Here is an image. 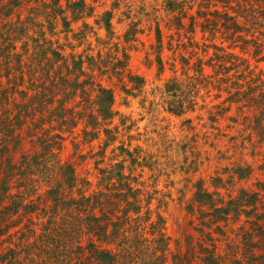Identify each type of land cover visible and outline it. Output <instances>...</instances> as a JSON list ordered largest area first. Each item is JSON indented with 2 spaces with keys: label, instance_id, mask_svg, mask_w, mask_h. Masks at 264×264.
<instances>
[{
  "label": "rangeland",
  "instance_id": "obj_1",
  "mask_svg": "<svg viewBox=\"0 0 264 264\" xmlns=\"http://www.w3.org/2000/svg\"><path fill=\"white\" fill-rule=\"evenodd\" d=\"M231 1L0 0V69L24 74L8 93L13 113L60 84L19 129L42 164L6 179L13 209L0 214L1 228L10 222L0 253L13 254L0 264H96L78 251L89 241L122 256L113 264L264 261V133L253 127L264 86L251 82L264 75V20L254 28L239 18L236 29ZM176 82L191 90L179 114ZM100 86L113 93L108 119L95 103ZM199 191L217 206L255 193L254 213L218 218ZM129 245L149 251L130 257Z\"/></svg>",
  "mask_w": 264,
  "mask_h": 264
},
{
  "label": "trees",
  "instance_id": "obj_2",
  "mask_svg": "<svg viewBox=\"0 0 264 264\" xmlns=\"http://www.w3.org/2000/svg\"><path fill=\"white\" fill-rule=\"evenodd\" d=\"M231 3H233L232 6V12L234 11L235 15H230L229 20L233 21L232 26H234L236 29H241L244 26L240 24V21H238L239 18H244L248 25L254 26V28H257L258 26H261L262 20H264V0H232ZM262 16V18H260ZM221 17H227L228 12L222 13L220 15ZM211 24V23H210ZM264 25V23H263ZM208 27V24L206 25ZM262 60H264V55L261 57ZM161 60L158 59V63H160ZM4 71V72H1ZM34 73H31V75ZM67 74H64L61 76V80L65 84H67ZM20 77L21 79L24 78V74H20L19 76H16L14 72H11V68L8 66V62H6V66L4 69H0V214L4 213L7 210L13 209V205L10 204L9 206L7 204H4L6 199L5 196L2 195V193L6 192L8 189V185H6L7 182H11L12 177H16V175L21 174H27L28 171H25L27 168L30 167V165L34 164H42V160L40 158V154L36 155H30L29 153L24 152V142H25V136H23L19 129L21 126H23L27 121L33 120L35 115L44 108L45 106H41L44 104H47L51 106V103L54 102L57 95H59L60 90L58 88L59 82H57V87L53 86L51 91L48 94L44 93L42 95V99H37L38 102H26L22 104L21 111H18L16 113H13L12 107L9 106L10 102H13V99H11L10 93L11 91L15 90L18 86L16 83V78ZM2 79H5L6 81L3 82ZM14 79V80H13ZM196 79H201L204 81L205 79L209 81V77L205 75H198ZM13 80L14 83L6 85V82L9 83ZM251 82L256 87H263L264 86V75H256L252 76ZM60 85V84H59ZM75 85H77L75 83ZM169 85V84H168ZM45 86V85H44ZM43 86V88H44ZM174 89L173 95L176 97L177 102V109L173 108V112L175 113H182L183 108L187 105L186 108H188L187 103L185 104L186 100V94L188 92H191L189 90L188 92L184 91L178 82L172 83L168 86V90ZM45 90V89H44ZM23 91V90H22ZM27 92V91H23ZM70 93V91H68ZM5 95V98L3 97ZM7 97V98H6ZM37 97V95L35 96ZM185 99V100H184ZM113 93L110 89L98 87V94L95 98V103L98 107V113L102 116V119H108L112 117V105H113ZM193 102V101H192ZM191 102V104H192ZM62 104V103H60ZM46 105V107H47ZM62 109H65V106H61ZM96 115H91L90 119H92L93 125H97L96 122ZM255 124L253 127L255 129H258L261 131V133H264V118H259L258 116L255 117ZM42 136H39L38 140ZM44 143L43 148L47 151L46 158L49 160L54 159L55 154L53 152V142L51 140H43ZM20 153L19 157L17 154ZM45 153V152H44ZM18 157L17 160H15ZM44 162H47L45 159H43ZM20 167V170L18 169L21 164H23ZM19 164V165H18ZM62 167V164L60 165ZM60 167V168H61ZM72 167L68 166L66 171V174H70ZM48 171V170H47ZM24 173V174H23ZM48 175V174H47ZM9 178L8 180H6ZM75 179V176L73 174L69 175V180L72 181ZM102 194V198H98L100 208L106 207L108 204L106 202V198L103 197L105 194L103 191L98 192L97 194ZM97 194H95L97 196ZM248 195L249 196V202H246V200L241 199L242 196ZM240 199L230 200L225 206H217L216 200L212 197V194L209 192H198V199L201 202H204L208 204L213 210L212 214L215 215L218 218H226L227 215H230L231 212L239 213L240 211H245L246 215H249L251 213H254L255 210V202L257 201V194H248L247 192H242V194L239 197ZM90 199V198H88ZM246 203H249L251 205L250 211L244 210L248 205ZM232 204V207L230 206ZM16 206H14V209ZM243 209V210H241ZM90 219H92V225L88 224V227L90 231L94 230V224L93 220L96 222L97 219L95 216H90ZM81 220V219H80ZM4 221V219L0 218V224ZM98 226V224L96 223ZM10 227V222L6 224L5 226L0 227V236L2 234V230L5 231V228ZM103 228V227H102ZM106 228V226H105ZM106 230V229H105ZM78 246V245H77ZM78 251H82L83 256H86L87 261L94 259L97 261L96 264H113L115 262L114 260L116 258H121L120 255L118 257V253H114L111 250H109L108 247L103 246L102 243H96L89 241L85 246H78ZM12 250H9L7 253H0V261L7 258L8 255H12ZM133 251H135L137 254L147 253L149 249L143 245L139 246L137 249L132 248V245L128 246L124 253L127 254V256H132ZM88 253V254H85ZM82 257V254H81ZM207 259V258H205ZM210 259V260H209ZM263 257H261L260 254H258V257L251 258V264H264V261H262ZM209 260L208 263L210 264H218L217 259H215L212 255L209 256L207 259ZM81 262V261H80ZM235 264H240L241 260H235Z\"/></svg>",
  "mask_w": 264,
  "mask_h": 264
}]
</instances>
